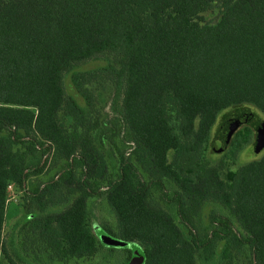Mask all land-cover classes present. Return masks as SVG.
<instances>
[{
  "label": "trees",
  "instance_id": "obj_1",
  "mask_svg": "<svg viewBox=\"0 0 264 264\" xmlns=\"http://www.w3.org/2000/svg\"><path fill=\"white\" fill-rule=\"evenodd\" d=\"M212 9L217 21L203 23ZM101 57L106 63L97 68L115 84L130 145L113 179L89 137L90 100L78 82L80 72L97 68L76 70ZM65 75L83 104L66 92ZM244 104L264 117V0H0V256L16 264L2 237L11 185L22 194L19 249L34 263L94 257L102 244L87 201L104 195L116 229L103 232L137 244L142 264H197L198 252L209 264H235L238 254L243 264H264V155L220 172L205 154L217 116ZM242 116L226 120L237 125ZM224 121L222 145L236 127ZM251 132L235 133L231 157ZM49 156L63 162L56 178L29 181ZM155 191L184 229L154 202ZM211 202L226 215L210 213L219 227L200 243L194 220ZM122 250L119 264H127L132 251Z\"/></svg>",
  "mask_w": 264,
  "mask_h": 264
},
{
  "label": "rangeland",
  "instance_id": "obj_2",
  "mask_svg": "<svg viewBox=\"0 0 264 264\" xmlns=\"http://www.w3.org/2000/svg\"><path fill=\"white\" fill-rule=\"evenodd\" d=\"M218 17V10L212 9L204 12L201 15V20L203 23L212 24L217 21ZM105 63V59L101 57L97 61L88 62L77 67L76 70L94 69L100 66L102 67L105 65ZM78 82L79 88L90 100V105L85 107L86 126L90 125L92 128V130L89 131V137L93 140L97 150L107 164L109 178L113 179L117 173L120 154H128L130 151V145L123 140L121 123L119 122L118 114L115 111V109H118L120 105L119 99L115 100L114 97L115 84L112 78L101 68H97L90 73L80 72L78 74ZM64 85L66 92L75 97L80 104H83L82 100L78 97L70 85L69 75H65ZM235 113H240L243 116L238 119L237 125L233 129V132L228 137V139L225 140L226 143L222 145V142H220L221 139L218 136L221 134H218L217 132L218 126L222 124L221 122L226 120L229 115ZM249 116H253L261 122L264 121L262 113L254 106L249 104L229 108L222 111L217 116L216 123L210 132L205 149L206 159L209 163V167L217 169L220 172H225L227 170L233 171L242 165L259 160L264 155V147L259 146L257 149L255 147V132L250 124L245 120ZM59 122L64 126V129L69 127L68 123H66V121L62 118V113L59 115ZM247 126L252 129L248 142L243 145V147L235 154L234 157H231L229 150L233 138H236L235 133L239 131L244 133ZM86 131L87 130L85 128L78 130V132L81 134H85ZM168 160H171V154H168ZM62 163V161L51 160L49 156L43 172L35 177L30 178L29 181L47 183L50 180L55 179ZM171 188L174 187L171 186L170 189ZM8 191L5 222L2 232L4 246L7 249L9 256L15 261L16 264H43L42 261L34 263L33 259L31 258L33 257L31 252L29 254L20 252L19 241L21 240V236L19 235L18 230L21 223L25 220L23 216L24 211L22 207V194L13 187ZM153 196L154 202L168 211L176 223L181 228H183L181 220L176 214L175 208L172 207L171 204L167 202V200L162 199V194L158 191H155ZM87 209L92 233L102 244L98 253H96V255L90 259H71L65 263L54 262L52 264H119L124 260V253L122 250L123 248H129L132 251V257L127 264H142V249L137 244L116 241L103 232L105 228H111L113 230L116 229V220L114 214L108 206L104 195L90 197L87 201ZM52 210L56 211V209ZM210 213H214L217 218H223L226 215V212L220 207V205L212 202L205 204L200 216L196 217L194 220L195 233L198 236L200 243H204L206 241L212 229L219 227L218 222H210ZM231 222L234 230L238 234H243L235 220H232ZM217 244L218 242H216L215 246H217ZM110 248L114 249L112 250ZM17 252L20 255L19 257L17 256ZM213 256L214 259L212 262H214L215 259L218 260V254L215 253ZM236 256L235 264H243V258L240 256V254ZM196 262L197 264H209L202 260V253L200 252L196 254ZM0 264L10 263L4 256L1 255Z\"/></svg>",
  "mask_w": 264,
  "mask_h": 264
},
{
  "label": "water",
  "instance_id": "obj_3",
  "mask_svg": "<svg viewBox=\"0 0 264 264\" xmlns=\"http://www.w3.org/2000/svg\"><path fill=\"white\" fill-rule=\"evenodd\" d=\"M236 125V122L232 119L224 121L223 126L225 128H232ZM250 126L253 128L256 136L255 143L257 146L264 147V123L253 117L250 120Z\"/></svg>",
  "mask_w": 264,
  "mask_h": 264
},
{
  "label": "built area",
  "instance_id": "obj_4",
  "mask_svg": "<svg viewBox=\"0 0 264 264\" xmlns=\"http://www.w3.org/2000/svg\"><path fill=\"white\" fill-rule=\"evenodd\" d=\"M12 189V186L11 185H8V190Z\"/></svg>",
  "mask_w": 264,
  "mask_h": 264
}]
</instances>
